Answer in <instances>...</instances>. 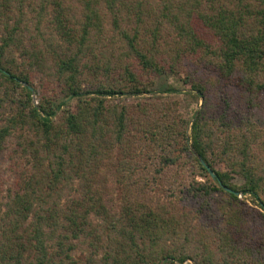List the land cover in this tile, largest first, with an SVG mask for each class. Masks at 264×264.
Returning a JSON list of instances; mask_svg holds the SVG:
<instances>
[{"label": "trees", "instance_id": "16d2710c", "mask_svg": "<svg viewBox=\"0 0 264 264\" xmlns=\"http://www.w3.org/2000/svg\"><path fill=\"white\" fill-rule=\"evenodd\" d=\"M14 1L19 14H12V25H5L0 37V85L5 87L2 97L7 102L14 100L10 92L16 89L24 92L25 99L22 108L0 125V156L4 150L9 156L6 166L1 168L0 164V264H79L76 257L80 248L86 251L80 264H228L216 260L209 248L213 244H218L220 251L229 247L228 256L234 255L232 249L241 250L238 237L249 206L238 194L249 196L264 219V135L247 117L240 124L230 117L229 93L222 99V112L215 114L208 89L216 84L227 90L238 87L236 104L245 97L250 108L258 107L255 102L264 95V0H158L157 13L152 0H129L130 10L138 14L128 22L130 27L118 24L127 0H80L81 13L76 18L65 12L66 0ZM103 8L112 14L119 40L144 68L157 73L166 70L155 43L159 31L166 29L162 22L167 21V28L174 31L175 45L170 50L176 56L187 53L198 60L204 57L205 65L216 72L215 80L209 83L203 84L202 77L184 81L188 92L203 96L188 135V121L170 105L132 110L120 100L149 92L140 87L127 65L119 76L111 77L106 61L93 70V78L99 81L88 83L86 69L91 65L84 50L91 49L86 44L91 31L102 29ZM25 10L33 12L37 23L45 15L53 32L67 42L46 44L56 58L52 87L46 82L39 87L35 82L48 76L45 69L49 68L39 57L41 48L22 40ZM144 13L153 14L155 19L144 18ZM140 17L146 21L141 22ZM150 22H161L160 28L154 26L151 44L146 41L149 47L141 48L138 26L149 30ZM195 24H199V35ZM75 25L80 26L79 32ZM161 37L165 42V35ZM22 56L32 59L26 61L29 68H19L16 58ZM37 90L41 91L40 101L33 105L30 95ZM165 91L177 89L167 87ZM58 93L64 98L54 103ZM58 111L61 114L56 117ZM30 124L37 138L25 142L27 137L21 129ZM130 136L136 140L137 156L160 151L159 161L147 163L154 166L152 170L135 159L136 155L129 156L132 168L140 165L151 174L152 190L162 191L157 181L166 176V169L178 167L179 174L168 183L171 194L162 203L151 207L146 202L127 200L112 209L104 193L95 187V179L80 174L89 168L87 165H96L107 156L106 148L127 145V140L130 143ZM10 137L14 141L8 144ZM259 143L261 157L254 152ZM199 158L211 168L214 179H195L210 176ZM121 164L128 165L125 161ZM78 176L82 180L76 187ZM236 178L241 182H234ZM72 188L75 194L70 193ZM217 192L225 195L224 201L220 200L225 225L212 227L205 235L199 225L191 226L187 216L176 218L168 209L177 206L183 195L199 203V198L207 201ZM196 216L199 218V207ZM262 245L263 240L253 247L256 253L264 250ZM253 264H264V259L258 258Z\"/></svg>", "mask_w": 264, "mask_h": 264}, {"label": "rangeland", "instance_id": "374dc122", "mask_svg": "<svg viewBox=\"0 0 264 264\" xmlns=\"http://www.w3.org/2000/svg\"><path fill=\"white\" fill-rule=\"evenodd\" d=\"M35 1L36 3L38 2V0ZM152 1L153 7L155 8V13H157L158 0ZM2 2L5 3V5H0V37L4 33V26L7 25L8 27V25H12V14L18 13L15 9L14 0H0V4ZM65 3L68 7L65 12H67L68 15L74 18L80 16L82 7L80 0H66ZM127 5V8L121 14L123 17H118V24H121V27H123V24H127L129 25L128 27H130L131 24L129 23L133 22L134 18L138 15L133 14V11L130 10L129 0H127ZM10 9H12L13 13H11ZM101 14L102 29L98 32L91 31L89 34V41L86 43L90 45L91 49L85 48L84 50L85 52H88L86 54L89 57L85 60H90L88 63L91 65L89 66L90 69H86L87 78L89 80L88 83H97L99 81V79H96L95 77L93 78V70H97L99 67L105 64L106 61H108L111 66V77L119 76V73L122 72L123 66L127 65L134 73L138 83H140V87L147 89L149 92H144L140 95L120 97V100L126 104L128 109L132 110L153 104L170 105V107L175 111V113L178 114L179 117H181L182 120L188 121L186 127V134L188 135L194 113L197 112L201 107L203 96H195V91L188 92L184 81L202 77L200 80L203 84L209 83L208 80H215L216 72L211 70L212 68H209L205 65L204 57L199 58L198 60L197 56L187 55V53L181 56H176L175 53L170 50V48L174 47L175 45V43L172 41L174 31L173 29L170 31V29L167 28V21L162 22V25H166V29L164 26L163 29L165 30L163 33L162 31H159L160 35L157 39L158 41L156 40L157 43H155L156 47H158L161 63L166 70L162 73H157L152 69L144 68L133 54H129L126 44L119 40L118 30H115L112 24V14L107 8H103V10H101ZM144 14V18L148 20L155 19L153 14ZM22 17L23 24L21 27L24 28V25H26L25 30L23 31L24 34L22 36V40L26 45H29L28 43H34L36 44L35 47L41 48V52L39 53L41 56L39 57H43L45 66L49 68V70H47V68L45 69V71L48 72V76H46V72H43L41 73L42 76L46 77L40 80L37 79L35 82L39 87H41L43 82L48 83L49 86L52 87L54 86V78L56 79V77H53L52 75V72H54V61H56V58H54L46 44L52 42L66 45L67 42L61 41L60 37L53 32V29L45 15L40 17L39 23H37V17H34L33 12H30L29 10H25V13L22 15ZM144 18L140 17V20H142L141 22L146 21ZM150 23L151 28L149 30H144L146 27L144 25L138 26L141 33L139 36L141 48H146L147 46L149 47L146 41L151 44L153 39V33L151 32L152 29L154 26H158L160 28L161 25V22L157 23L156 25L153 22ZM36 24L38 26H36ZM76 25L75 30L79 32L80 26L78 27ZM194 29L199 35V24H195ZM161 35H165V42ZM75 47L76 46H73L72 50H75ZM178 48L180 47L178 46ZM166 51H168V54H166ZM29 60L31 61L32 59L25 60L24 56L16 58L17 64H20V69H24L26 67L29 68L28 64H26V61L28 62ZM167 87L175 88L177 91H165V88ZM4 88L5 87L0 85V97L3 96L2 92H4ZM208 90V99L211 106L213 105L211 109H213L215 114H220L222 112V108L225 104V101L222 99H224V97L229 93L230 95H228L229 97L227 98L228 102H230V117H232L237 124H240L241 119H245L247 117L249 120H251V122H254L253 124L256 127L255 129L263 131L264 135V95L257 98L255 103L258 105V107L250 108L249 101L245 100V97L241 98V101L238 103V105L236 104L237 101H235V95H239L238 87H233L231 90H227L225 88H220V86L216 84V87H211ZM10 93H12L11 97L14 100L7 102L6 98L2 97L4 101L2 102V107H0V125L6 124V119L11 114L22 108V101L25 99L24 92L20 91L19 89H16ZM245 95H247V93ZM30 96L31 103L33 105H38L41 97V91L37 90L36 92H32ZM63 98L64 97L62 94L58 93L54 103H57ZM115 98L118 99V97ZM25 106L26 109L28 104ZM60 114L61 112L58 111L56 117H58ZM21 133L24 137H27L25 142H29L30 138L35 141L38 134L36 129L31 124L28 127L24 125L21 129ZM12 136L15 137L16 135ZM13 141L10 137L8 139V144ZM21 141L23 140L21 139ZM260 145V143L255 145L256 147L254 148V152L257 156L261 157L262 154H260L259 151ZM136 147V140H133V137L130 136V143H128L127 140V145L122 144L120 147L117 145L111 148H106L108 155L101 157L96 165H87L89 168H86L84 174H80L81 176L86 175L95 179V187L100 189V192L104 193L103 196L106 200V203L108 206H111L112 209H117L120 204L126 203L127 200L132 203L137 201L146 202L151 207L156 206L159 202L162 203V200L167 199V197L169 198L171 194L170 189L168 190V183L179 174L178 167L175 168L174 166L166 169V176L158 179L157 181L160 183L159 187L162 189V191L156 188L155 190H152L151 186H149V184L152 183L149 182L151 180V174H149V172L146 169H143L140 165H137L136 168H132L130 166L132 165L133 160L129 156L131 154L136 156L138 155ZM159 154L160 151L157 149L155 151H151L149 156H137L135 159L146 164L151 160L153 164L156 163V161H159ZM8 161V152L7 150H4L0 156V164H2L1 168L6 166L4 163H7ZM121 161H125V163L128 165L121 164ZM153 167V165H150L148 166V169L152 170ZM210 178V176L207 178H202L200 176L195 177L196 180L201 181H205V179L209 181ZM81 180L82 178L80 176L74 180L76 187L78 185L77 183H79ZM234 182L240 183L241 179L236 178ZM68 193L69 192H67V194ZM70 193L75 194L76 190L72 188ZM215 194L216 195L213 198L210 197L207 201L199 198V203L194 198L184 199L183 195L180 197V201L176 202L177 206H174V208L170 207L168 209L175 213L176 218L182 219L187 216L191 226L199 225V229H201L200 233L205 235V233H207V231H209L212 227L214 230L215 228L217 229L218 225L220 224L221 226L225 225L224 222H221L222 210L220 206V200L224 201L225 195L219 192ZM238 198L244 201L247 206H249V208L246 209L248 215L244 217V224L241 228L243 230L240 232V237H238V246L241 250L238 252L232 249L231 252L234 253V255L228 256L226 254H228L227 251H229V247H224L226 250L220 251L218 249L219 245L213 244L210 246L211 248H209V251L214 254L216 260H221V262L223 260L228 262V264H253L258 258L263 261L264 250L262 249H264V245L260 246L262 247V251L260 253H256V250H254L253 247L261 240L264 241V219H262L256 212V210H259V208L249 196L238 194ZM207 203H209L210 206H207ZM198 207L199 218H197V216L194 218ZM207 207L209 209H207ZM180 223L181 222H179L177 225ZM232 244L235 245V242H232ZM247 250H249V252H247ZM252 250H254V252ZM85 253L86 251L82 250L81 248L78 251V257L76 258H78L77 261L79 264V259H84L83 254Z\"/></svg>", "mask_w": 264, "mask_h": 264}, {"label": "water", "instance_id": "95a60500", "mask_svg": "<svg viewBox=\"0 0 264 264\" xmlns=\"http://www.w3.org/2000/svg\"><path fill=\"white\" fill-rule=\"evenodd\" d=\"M199 159H200V162L207 168L208 173L211 176V178L214 179L215 178V174L213 173V171L211 170V168L209 166H207L201 158H199ZM223 189L229 190V188H227L225 186H223ZM234 193L235 194H238V192H236V191H234Z\"/></svg>", "mask_w": 264, "mask_h": 264}]
</instances>
